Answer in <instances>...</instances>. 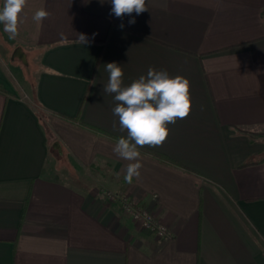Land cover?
I'll list each match as a JSON object with an SVG mask.
<instances>
[{
	"label": "crops",
	"instance_id": "0c3cea01",
	"mask_svg": "<svg viewBox=\"0 0 264 264\" xmlns=\"http://www.w3.org/2000/svg\"><path fill=\"white\" fill-rule=\"evenodd\" d=\"M111 7L27 0L14 39L0 24L2 52L35 61L17 77L0 57V264H264V0H146L120 18ZM111 62L124 86L149 68L190 82V114L143 147L162 160L140 153L132 183L113 151L127 131L103 92Z\"/></svg>",
	"mask_w": 264,
	"mask_h": 264
},
{
	"label": "clouds",
	"instance_id": "9594fccd",
	"mask_svg": "<svg viewBox=\"0 0 264 264\" xmlns=\"http://www.w3.org/2000/svg\"><path fill=\"white\" fill-rule=\"evenodd\" d=\"M27 0H4L0 8V24L10 38L18 35L21 13ZM111 13L120 18L125 15H137L147 10L146 0H111ZM49 13L40 8L32 19L41 23ZM135 19L129 21L134 24ZM123 27V24L120 26ZM95 34H93L94 36ZM83 45L89 43L85 34H78ZM105 69L109 74L103 92L114 94L117 102L113 113L119 118L121 130L127 131V137H120L113 148L115 154L129 161L124 179L132 183L140 176L142 164L139 162L138 148L159 147L169 135V124L185 119L191 112L190 82L183 76L171 77L166 71L149 68L146 75L124 86V72L116 62L107 63Z\"/></svg>",
	"mask_w": 264,
	"mask_h": 264
},
{
	"label": "built area",
	"instance_id": "2783aa9c",
	"mask_svg": "<svg viewBox=\"0 0 264 264\" xmlns=\"http://www.w3.org/2000/svg\"><path fill=\"white\" fill-rule=\"evenodd\" d=\"M124 210L135 220L142 222L144 226L153 230L161 239L170 237V230L168 226L158 220L155 215L144 207L137 206L129 199H122Z\"/></svg>",
	"mask_w": 264,
	"mask_h": 264
},
{
	"label": "rangeland",
	"instance_id": "374dc122",
	"mask_svg": "<svg viewBox=\"0 0 264 264\" xmlns=\"http://www.w3.org/2000/svg\"><path fill=\"white\" fill-rule=\"evenodd\" d=\"M12 48H8L7 52H2V48H0V57L4 58L6 64L10 65L11 68L14 69L16 76L18 77L19 74H25L29 77H32L34 71V59L32 58L31 54L26 53V58L18 57L17 55L14 56V53L17 49L13 50ZM25 53V52H24ZM255 133V132H254ZM260 135V139L264 140V131L255 133ZM132 202V201H131Z\"/></svg>",
	"mask_w": 264,
	"mask_h": 264
},
{
	"label": "trees",
	"instance_id": "16d2710c",
	"mask_svg": "<svg viewBox=\"0 0 264 264\" xmlns=\"http://www.w3.org/2000/svg\"><path fill=\"white\" fill-rule=\"evenodd\" d=\"M67 119L72 120L70 117H67ZM138 150L140 153L145 154V155H150L151 153H153V155H152L153 158H157L158 160H162L161 156L158 153L151 152L147 149H144L143 147L138 148Z\"/></svg>",
	"mask_w": 264,
	"mask_h": 264
},
{
	"label": "water",
	"instance_id": "95a60500",
	"mask_svg": "<svg viewBox=\"0 0 264 264\" xmlns=\"http://www.w3.org/2000/svg\"><path fill=\"white\" fill-rule=\"evenodd\" d=\"M18 56V57H21V58H26V56H25V53H24V51L22 50V49H17L16 51H15V53H14V56Z\"/></svg>",
	"mask_w": 264,
	"mask_h": 264
}]
</instances>
